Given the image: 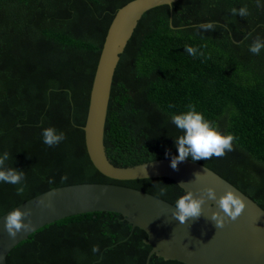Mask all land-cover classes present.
I'll list each match as a JSON object with an SVG mask.
<instances>
[{"label":"trees","instance_id":"obj_1","mask_svg":"<svg viewBox=\"0 0 264 264\" xmlns=\"http://www.w3.org/2000/svg\"><path fill=\"white\" fill-rule=\"evenodd\" d=\"M126 1L0 0V155L12 156L7 163L24 171L26 186L20 196L17 185L0 182V214L47 188L75 182L127 185L174 205L183 194L166 176L107 177L84 147L98 53L114 11ZM243 6L249 15L231 16V8ZM208 22L217 29L196 27ZM257 36L264 39V0H175L144 10L111 78L102 137L109 161L128 165L177 155L174 138L181 132L171 115L192 104L236 137L224 157L197 162L264 209V49L249 51ZM186 46L197 48V55ZM47 127L66 139L48 147L42 138ZM161 187H167L163 196ZM145 239V231L118 212H79L31 231L8 250L5 262L145 264ZM147 264L186 263L152 253Z\"/></svg>","mask_w":264,"mask_h":264},{"label":"water","instance_id":"obj_2","mask_svg":"<svg viewBox=\"0 0 264 264\" xmlns=\"http://www.w3.org/2000/svg\"><path fill=\"white\" fill-rule=\"evenodd\" d=\"M175 1V0H171ZM169 0H127L114 11L104 34L92 74L84 123L83 141L92 165L103 175L115 179L149 176L171 178L183 190L198 195L205 187L214 188L217 198L226 190L236 192L245 202L237 220L216 228L207 219L218 210L207 201L199 219L181 224L172 216L175 205L156 195L131 186L110 182H75L52 186L17 203L0 214V264H6L8 250L31 231L55 219L96 210L118 212L146 233L150 254L176 259L186 264H264V209L249 196L209 167L190 158L170 167L173 156L154 158L128 165L109 161L103 145V125L109 89L118 54L122 51L141 13ZM198 173V178L195 174ZM51 199L52 208H42L40 200ZM212 204V208H209ZM32 210L33 228L10 239L3 228L4 217L13 209Z\"/></svg>","mask_w":264,"mask_h":264},{"label":"clouds","instance_id":"obj_3","mask_svg":"<svg viewBox=\"0 0 264 264\" xmlns=\"http://www.w3.org/2000/svg\"><path fill=\"white\" fill-rule=\"evenodd\" d=\"M171 4V0L169 2ZM261 5L257 3V7ZM231 16L246 17L249 15L247 6L239 9L233 7L230 10ZM202 31H213L217 29V25L208 22L196 26ZM251 36V33H248ZM247 38V37H246ZM264 49V39L257 36L249 46V51L254 55H259ZM188 54L196 56L198 49L186 46L184 49ZM201 56L203 52L199 53ZM207 58V57H206ZM170 108L175 105H169ZM172 124L181 132V135L174 138V144L177 149V155L171 158L170 167L178 170V164L184 162L189 157L192 161L209 160L213 157L222 158L228 152L234 150L233 145L236 137L231 133H224L219 129V125L207 119L204 114L196 110L195 105L189 104L187 111L171 115ZM43 143L48 147H53L66 139L63 131H58L54 127H47L42 131ZM12 156L5 151L0 155V182L17 185L16 194L23 196L26 186L23 184L25 173L23 170L8 165V161ZM198 178V173L195 174ZM67 175L62 176L61 180L67 181ZM49 183H53L50 179ZM164 185V184H163ZM167 186V185H165ZM167 187H161L159 194L165 195ZM207 201H214L218 210L211 211L210 216L206 217L214 222L216 228H223L225 224L231 220L235 221L242 214L245 208V202L236 192L226 190L217 198L216 192L212 187H205L194 194L191 190H184L183 194L175 201V211L172 216L181 224L186 223L189 219H199L203 215V205ZM38 205L42 208H52L51 199L38 201ZM209 204V208H212ZM32 210L13 209L9 212L3 221V228L7 232L10 239H15L18 234L28 232L33 228ZM93 252L99 251V246H93Z\"/></svg>","mask_w":264,"mask_h":264}]
</instances>
